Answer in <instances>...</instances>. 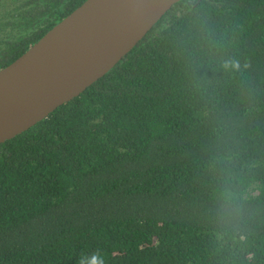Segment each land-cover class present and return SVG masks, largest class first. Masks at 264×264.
Masks as SVG:
<instances>
[{
    "label": "trees",
    "instance_id": "trees-1",
    "mask_svg": "<svg viewBox=\"0 0 264 264\" xmlns=\"http://www.w3.org/2000/svg\"><path fill=\"white\" fill-rule=\"evenodd\" d=\"M85 0H0V69ZM264 264V0H180L0 144V264Z\"/></svg>",
    "mask_w": 264,
    "mask_h": 264
},
{
    "label": "water",
    "instance_id": "water-1",
    "mask_svg": "<svg viewBox=\"0 0 264 264\" xmlns=\"http://www.w3.org/2000/svg\"><path fill=\"white\" fill-rule=\"evenodd\" d=\"M180 0H85L0 69V144L80 95Z\"/></svg>",
    "mask_w": 264,
    "mask_h": 264
},
{
    "label": "clouds",
    "instance_id": "clouds-1",
    "mask_svg": "<svg viewBox=\"0 0 264 264\" xmlns=\"http://www.w3.org/2000/svg\"><path fill=\"white\" fill-rule=\"evenodd\" d=\"M96 259H97V264H103L102 259H99V257H97Z\"/></svg>",
    "mask_w": 264,
    "mask_h": 264
}]
</instances>
